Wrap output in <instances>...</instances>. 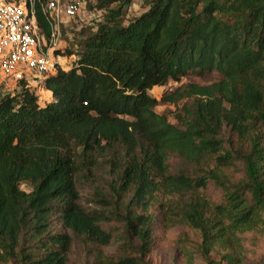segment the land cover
Instances as JSON below:
<instances>
[{
    "label": "trees",
    "instance_id": "obj_1",
    "mask_svg": "<svg viewBox=\"0 0 264 264\" xmlns=\"http://www.w3.org/2000/svg\"><path fill=\"white\" fill-rule=\"evenodd\" d=\"M92 1L101 17L45 78L50 103L24 81L0 89V264H68L77 241L91 264H158L157 241L180 264H239L238 239L264 229V0H143L127 24L132 0ZM178 101L176 124L154 110ZM168 155L183 167L169 172Z\"/></svg>",
    "mask_w": 264,
    "mask_h": 264
},
{
    "label": "rangeland",
    "instance_id": "obj_2",
    "mask_svg": "<svg viewBox=\"0 0 264 264\" xmlns=\"http://www.w3.org/2000/svg\"><path fill=\"white\" fill-rule=\"evenodd\" d=\"M87 8H85L84 13L76 16L71 20H66L65 25H61L62 38L59 43L58 53L55 52V60L58 61L59 68L63 70H69L73 65V60H75V54H67V51H74L75 44L78 40L77 30L82 29V27L90 26L94 19H99L101 17V12L94 9L92 0H85ZM90 5V7L88 6ZM147 9L143 0H132L130 6L124 11V23L127 24L135 17H138ZM220 79L217 73L209 77H194L186 76L181 78L179 82L168 81L165 85L160 87H154L148 91V94L157 100H160L163 96L169 94L175 90L181 84L186 83H196L200 85L211 84ZM1 80V78H0ZM0 89L5 90L7 84L1 83ZM34 94L37 96V101L40 106H45L47 103L52 101L51 93L43 90V88H33ZM181 103H164L159 102V104L154 108L155 112L158 114H163L167 119L176 124L175 114H180ZM129 119V118H128ZM167 165L169 172H175L183 167V164L179 158L172 155L167 157ZM103 186L104 182H101ZM20 188L25 191L31 189L30 185L27 183H21ZM201 193L212 201L219 200L220 192L213 186V184L208 185L207 188L201 190ZM80 194L82 196V203L86 208H91V210L99 209L98 203L90 198V190L88 187H82L80 189ZM105 228L109 229L113 233H119L120 224L115 218L106 221L104 224ZM79 241L75 242V245L69 255L68 264H91L92 257L87 255L86 250L80 247ZM118 246V241H114L111 245L104 248V252L108 254H113L116 252ZM235 248L240 258L239 264H264V229L259 230L254 236L242 237L238 239L235 244ZM175 253L165 243H156V249L153 253L152 259L158 264H180L178 261H174ZM214 260H218V255H213ZM222 262V261H221ZM192 264H205L204 260L199 254L194 255ZM225 264V263H223Z\"/></svg>",
    "mask_w": 264,
    "mask_h": 264
},
{
    "label": "built area",
    "instance_id": "obj_3",
    "mask_svg": "<svg viewBox=\"0 0 264 264\" xmlns=\"http://www.w3.org/2000/svg\"><path fill=\"white\" fill-rule=\"evenodd\" d=\"M38 7L49 34L40 25ZM84 11L85 0H0V85L7 84L3 91L20 81L30 89L44 88L45 78L59 68L54 57L61 25Z\"/></svg>",
    "mask_w": 264,
    "mask_h": 264
},
{
    "label": "crops",
    "instance_id": "obj_4",
    "mask_svg": "<svg viewBox=\"0 0 264 264\" xmlns=\"http://www.w3.org/2000/svg\"><path fill=\"white\" fill-rule=\"evenodd\" d=\"M43 90L46 91V92H48V93H50V91H48V90H46V89H44V88H43ZM51 97H52V95H51ZM52 100H53V98H52Z\"/></svg>",
    "mask_w": 264,
    "mask_h": 264
}]
</instances>
